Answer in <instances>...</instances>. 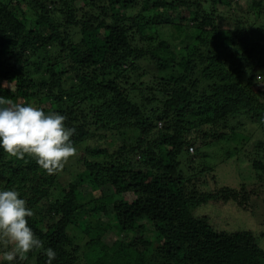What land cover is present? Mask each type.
<instances>
[{
	"label": "trees",
	"instance_id": "trees-1",
	"mask_svg": "<svg viewBox=\"0 0 264 264\" xmlns=\"http://www.w3.org/2000/svg\"><path fill=\"white\" fill-rule=\"evenodd\" d=\"M80 1L0 0V98L63 114L77 168L61 183L32 156L0 150V188L25 199L42 242L12 264H46L47 248L52 264H82L71 227L88 232L86 213L98 219L86 246L101 247L89 264H264L258 235L244 240L193 213L210 201L247 212L253 199L264 212V142L243 156L250 187L203 191L213 170L191 165L201 146L230 133L245 151L264 130V26L248 29L264 21V0L245 15L241 0L222 10L215 0ZM176 6L186 8L173 18Z\"/></svg>",
	"mask_w": 264,
	"mask_h": 264
},
{
	"label": "clouds",
	"instance_id": "clouds-1",
	"mask_svg": "<svg viewBox=\"0 0 264 264\" xmlns=\"http://www.w3.org/2000/svg\"><path fill=\"white\" fill-rule=\"evenodd\" d=\"M59 112L45 113L31 103H12L0 98V150L21 159L32 156L46 174L58 173L76 151L70 137L74 128L64 123ZM191 153L194 148H189ZM31 208L14 188H0V239L10 248L0 252V264L22 261L27 254L42 246L28 224ZM46 264H52L56 252L45 250Z\"/></svg>",
	"mask_w": 264,
	"mask_h": 264
},
{
	"label": "rangeland",
	"instance_id": "rangeland-1",
	"mask_svg": "<svg viewBox=\"0 0 264 264\" xmlns=\"http://www.w3.org/2000/svg\"><path fill=\"white\" fill-rule=\"evenodd\" d=\"M215 1L216 2L213 3L214 6L222 10V8H224V4H222L221 2L222 0ZM259 1L260 0H241L243 5V11L241 12V15H245L247 12L250 11L262 13L263 8H259L255 5ZM72 3L76 8L80 7L81 5L80 0H72ZM13 6V9H15V4H13ZM176 7L178 9L175 8V11L173 10L169 12L170 16L173 18L178 17L180 12L182 10H185L186 8L184 6ZM22 8L27 10V8L23 5ZM156 18L158 22L163 21L162 14L160 12H158ZM259 25L264 26V21L257 17L255 26H248V29L256 31V29L259 28ZM255 40V38H250L248 42L250 43V45H253V43H255ZM258 41L264 43V39L263 41ZM230 135V133L228 135H225V138H222V140L217 143H210L209 145L199 147L196 152V155H193L195 157V161L193 164H191L193 165L192 171H197L200 166L203 165H207L213 170L211 171L212 174L203 175V178L205 179L204 181L202 180L203 182L200 186L203 191H211L216 187L221 186H228L236 189L241 188L242 185L250 187L253 186V184L257 180L255 172L251 164L249 163V160L243 158V156L248 151H250L251 157L253 156L252 154L256 155V151L254 148L262 141L264 142V130L258 129L253 134V136L251 137V147H246L247 149H245V151L242 149V151L238 150V152H236L235 149H233V147L235 148L236 146H239L240 143L238 142L237 138H231ZM74 157L75 155H72L64 164L65 167H67L66 169H61L59 171V182L67 183L75 177L77 168L74 167V165H71V162L73 161ZM189 158V153H187V151H184L179 157L185 175H188L191 171L187 163V160ZM213 176L215 178H213ZM85 190V188H82V193H86ZM253 203L257 204V206L255 208L252 206V210L246 212L243 209L237 207L232 202L223 204L219 202L210 201L195 207L193 209V213L198 216H207L212 222L215 221V223L218 224V229L221 228L222 230H226L229 232L238 231L239 233H244V231H246V236L242 235L244 236V240L249 239V237L251 236L258 235L257 241L264 248V235L262 236V233L264 232V212L261 208L263 201L261 199H253ZM36 211L37 213H39L41 210L37 209ZM103 216L104 215L100 216V218ZM81 219H87L89 222L93 223V225L89 227V231L83 233L80 226L71 227V230L75 242L79 244L81 248L82 257L80 263L89 264L90 257L94 254L97 249L101 248L100 246H95L94 248H87L86 246L87 242L91 238L89 233L93 234V232H95L94 225L97 223L98 219L93 218L89 215V213L82 215ZM105 221L108 222V219H105ZM104 239H106V237ZM8 246V244H6L2 239H0V252L5 249H9Z\"/></svg>",
	"mask_w": 264,
	"mask_h": 264
}]
</instances>
